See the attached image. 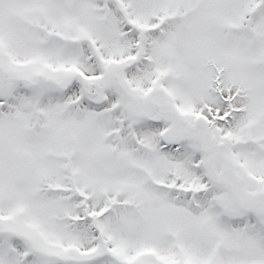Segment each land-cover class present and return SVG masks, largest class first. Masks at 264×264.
<instances>
[{
	"label": "snow or ice",
	"instance_id": "snow-or-ice-1",
	"mask_svg": "<svg viewBox=\"0 0 264 264\" xmlns=\"http://www.w3.org/2000/svg\"><path fill=\"white\" fill-rule=\"evenodd\" d=\"M0 264H264V0H0Z\"/></svg>",
	"mask_w": 264,
	"mask_h": 264
}]
</instances>
